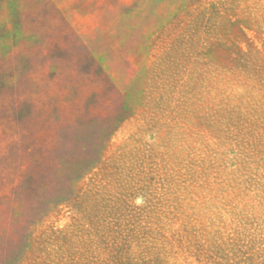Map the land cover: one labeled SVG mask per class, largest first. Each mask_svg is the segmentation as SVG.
<instances>
[{
    "label": "rangeland",
    "instance_id": "obj_1",
    "mask_svg": "<svg viewBox=\"0 0 264 264\" xmlns=\"http://www.w3.org/2000/svg\"><path fill=\"white\" fill-rule=\"evenodd\" d=\"M0 264H264V0H0Z\"/></svg>",
    "mask_w": 264,
    "mask_h": 264
}]
</instances>
